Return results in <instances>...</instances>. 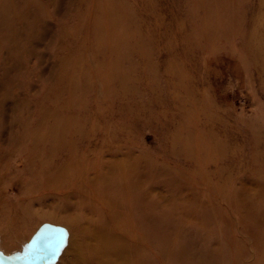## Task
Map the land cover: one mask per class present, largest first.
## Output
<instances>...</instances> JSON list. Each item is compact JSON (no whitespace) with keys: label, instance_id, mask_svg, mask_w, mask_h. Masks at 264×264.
Segmentation results:
<instances>
[{"label":"rangeland","instance_id":"1","mask_svg":"<svg viewBox=\"0 0 264 264\" xmlns=\"http://www.w3.org/2000/svg\"><path fill=\"white\" fill-rule=\"evenodd\" d=\"M34 1L0 69L1 250L66 246L43 214L116 159L144 176V264H264V0Z\"/></svg>","mask_w":264,"mask_h":264},{"label":"bare ground","instance_id":"2","mask_svg":"<svg viewBox=\"0 0 264 264\" xmlns=\"http://www.w3.org/2000/svg\"><path fill=\"white\" fill-rule=\"evenodd\" d=\"M15 1L20 11H26L23 16L28 17L25 20L18 16L14 19L10 14L14 22L8 24L5 10L0 12V69L5 72V77L16 66L13 62L19 56L17 45L23 37V30L21 32L15 27L16 22L19 25L27 24L31 18L37 23L40 19L38 7L27 10L26 0ZM45 1L51 3L53 0ZM1 83L0 90L3 86ZM115 160L96 164L92 174L84 172L80 174L81 178L76 176L77 183L70 176V189L60 198L61 206L43 214L49 220L63 224L69 233L65 246L66 230L59 227L65 233V240L56 259L48 264H144V246L149 247L150 243L133 215L136 202L143 207L144 176L136 173L135 167L127 161ZM50 178L54 180V177ZM134 190L137 192L136 202L132 198ZM35 235L31 236L20 254L27 251ZM71 235L77 237L76 250V244L69 250ZM3 253L4 256L8 254Z\"/></svg>","mask_w":264,"mask_h":264},{"label":"water","instance_id":"3","mask_svg":"<svg viewBox=\"0 0 264 264\" xmlns=\"http://www.w3.org/2000/svg\"><path fill=\"white\" fill-rule=\"evenodd\" d=\"M64 240L65 233L61 228L44 225L36 232L26 252L3 256L0 264H48L56 259Z\"/></svg>","mask_w":264,"mask_h":264},{"label":"snow or ice","instance_id":"4","mask_svg":"<svg viewBox=\"0 0 264 264\" xmlns=\"http://www.w3.org/2000/svg\"><path fill=\"white\" fill-rule=\"evenodd\" d=\"M4 256V253L2 250H0V258H2Z\"/></svg>","mask_w":264,"mask_h":264}]
</instances>
